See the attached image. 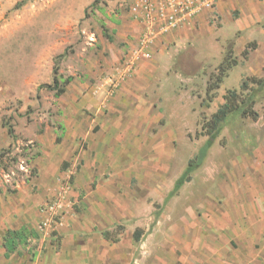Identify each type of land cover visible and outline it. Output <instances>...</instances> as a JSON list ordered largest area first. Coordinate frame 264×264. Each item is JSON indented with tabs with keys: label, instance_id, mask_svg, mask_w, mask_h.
<instances>
[{
	"label": "rangeland",
	"instance_id": "rangeland-1",
	"mask_svg": "<svg viewBox=\"0 0 264 264\" xmlns=\"http://www.w3.org/2000/svg\"><path fill=\"white\" fill-rule=\"evenodd\" d=\"M218 1L148 0L146 7L144 0H0V247L3 230L20 220L36 232L19 255L0 254V264H20L24 256L26 264L36 249L57 252L65 235L76 233L84 212L77 193L83 154L94 155L87 152L84 129L115 121L136 102L144 118L135 122L140 144L115 148L134 160L132 249L174 258L181 239L193 238L201 259L211 256L214 246L236 257L252 253L241 237L244 220L254 215L251 208H264V85L249 82L240 90V84L264 77V0H222L221 8ZM184 27L188 33L179 36ZM145 32L151 40L142 50ZM226 55L236 63L207 101L206 82ZM139 59L154 66L138 73ZM55 64L60 87L71 77L59 96L38 88L51 83ZM138 75L130 106L122 105V94H130L123 85ZM229 90L240 97L251 92L259 117L230 113L190 181L172 192L207 139L201 124ZM166 132L172 139L163 144L157 137ZM66 150V159H59ZM169 156L163 179L150 182L147 173ZM60 196L58 213L51 215L57 223L43 227L45 204ZM34 203L39 218L28 220L25 209ZM112 229L120 234L128 226ZM261 236L255 246L264 250V232ZM256 258L246 264H264V251Z\"/></svg>",
	"mask_w": 264,
	"mask_h": 264
},
{
	"label": "crops",
	"instance_id": "crops-1",
	"mask_svg": "<svg viewBox=\"0 0 264 264\" xmlns=\"http://www.w3.org/2000/svg\"><path fill=\"white\" fill-rule=\"evenodd\" d=\"M217 3L218 7L221 8L220 4L223 1L219 0ZM199 17L201 16H198V20ZM188 29V27L181 29L180 31L183 32L179 36H182L184 32L188 33ZM132 36H134V33L131 30L130 40H132ZM137 64H139L138 73L146 66H154L152 61L148 63L144 59H139ZM140 80L138 75L123 85L125 90L130 89V94L128 92L122 94V105L129 104L130 106V98L132 100L133 95L136 94V91L133 92L134 83L140 82ZM128 109L129 111L126 110L115 121L103 122L96 128L92 125L89 128H83L85 135L82 134V136L87 141V152L90 154L93 151L94 155L87 156L85 153L83 154L84 161L79 172L84 177L81 178L82 184L80 188L78 184L79 190H77L80 196L82 194V211L84 212H82L81 222H78L75 234L65 235L57 252H54L52 248L46 253L36 249L33 254V260L26 264H133L134 260L135 264L139 263V260H148L145 264H175L176 261H179V264H246L248 260L260 256L261 252L264 251L263 247L259 243V246H255V243L258 239L263 240L261 234L264 232V208L261 206H252L254 208H251V210L254 215L247 216V219L244 220L243 230L246 234L241 238L243 239L244 248L251 250L252 253L242 252L240 256L236 257L230 253H223L218 250V246H214L216 250L213 254L201 259L197 255L198 245H196V240L194 242L193 238L190 241L184 238L181 239L180 243L182 245L179 246L180 255L174 253V258H172L171 254L165 256L158 252L150 254L146 250L136 253L132 249L129 226L130 217L135 211L132 203L136 199L133 200L134 197L130 195L134 193V190L130 188V166L134 160L127 155L122 157L116 153L115 148L130 146V142L140 144V139L137 137L140 131L135 122L137 120L143 122L144 118L142 116L141 103L136 102V104H133V108ZM171 135L172 133L166 132L165 134H160L157 138L163 144H166L168 140L172 139ZM68 153L69 151L67 150L62 152L59 159H66ZM170 157L163 161L161 168L159 167L155 172L149 171L147 173L150 182L163 179ZM48 177H52L51 172H49ZM146 187H148V193L156 196L152 193L157 192L155 189L149 185H146ZM25 211L28 215V220L39 218L40 209H38V203H34ZM79 223L81 224L79 225ZM120 223L127 225L128 229L119 234L116 230L113 231L112 228L116 224L121 226ZM21 226L34 230L36 234L34 226L29 221L20 220L18 224L6 227L1 235L0 254L2 257H5L2 246L4 232L7 229ZM249 227H252V229L248 230ZM106 231L110 232L111 237H116L115 240L106 237L104 235ZM135 240L137 241L138 239ZM23 245L18 246L14 252L5 258L11 257L13 253L19 255L18 249ZM22 259H25V256ZM22 259L19 261L20 264H23Z\"/></svg>",
	"mask_w": 264,
	"mask_h": 264
},
{
	"label": "trees",
	"instance_id": "trees-1",
	"mask_svg": "<svg viewBox=\"0 0 264 264\" xmlns=\"http://www.w3.org/2000/svg\"><path fill=\"white\" fill-rule=\"evenodd\" d=\"M96 1V0H95ZM254 44V42L252 43ZM249 49L246 47L242 51V55L247 57ZM234 59H229L226 55L223 61L218 66L217 73L209 77L205 87V98L210 101L214 97V90L218 87L222 78L225 76L228 69L235 64ZM52 81L48 84H40L38 88L45 87L49 90L54 91L56 96L63 93V86L69 83L71 77H67L63 81V86L60 87V76L58 74V65L55 64L52 68ZM256 84L258 86L264 85V77L250 76L243 80L240 84V90H247L248 83ZM254 96L251 92H247L243 97H240L235 90H229L223 95V102L217 107V109L211 113L209 118L201 124L203 134L207 136L204 144L200 147L198 152L187 161V165L181 175L175 180L172 188V192L178 190L185 182L190 181L191 171L197 168L203 161L206 151L212 144L213 140L217 137L220 126L226 117L237 111L240 115L250 117L251 119H257L259 117L258 112L253 108ZM7 131L12 135V128L7 127ZM136 233V234H135ZM34 230L21 226L18 228L7 229L2 236V246L4 248V256H9L10 253L14 252L18 246L28 243L31 237L34 236ZM106 237H110L115 240L116 237L110 236V232H104ZM134 237L138 239V232H134Z\"/></svg>",
	"mask_w": 264,
	"mask_h": 264
},
{
	"label": "built area",
	"instance_id": "built-area-1",
	"mask_svg": "<svg viewBox=\"0 0 264 264\" xmlns=\"http://www.w3.org/2000/svg\"><path fill=\"white\" fill-rule=\"evenodd\" d=\"M145 6L147 7L149 5L148 0H144ZM149 34L150 32H145L142 36V43H141V48L143 50L145 44L144 42H148L151 39L149 38ZM130 62H133L132 59L130 60ZM61 201H62V197L60 196V198H56L55 201L51 202V203H46L45 207L43 208V212L45 213V218L42 221V225L43 227H49L51 226L52 223L56 224L57 221L51 217V215H57L58 210L61 206ZM76 264H82V263H76Z\"/></svg>",
	"mask_w": 264,
	"mask_h": 264
}]
</instances>
